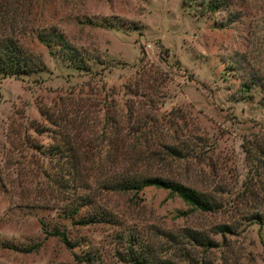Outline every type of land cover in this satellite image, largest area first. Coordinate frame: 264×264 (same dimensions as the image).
<instances>
[{"label": "rangeland", "instance_id": "1", "mask_svg": "<svg viewBox=\"0 0 264 264\" xmlns=\"http://www.w3.org/2000/svg\"><path fill=\"white\" fill-rule=\"evenodd\" d=\"M196 1L0 0V36L17 39L44 63L37 74L0 80V264H130L129 244L178 264H264V227L249 218L264 194L253 186L260 198L252 208L256 199L240 193L249 171L244 147H264V0H223L215 11ZM54 34L84 54L88 70L63 58ZM65 104L68 114L78 112L73 126L66 123L69 134L99 140L115 112L126 138L128 124L153 129L150 150L170 143L180 156L139 170L214 196L220 207L195 209L154 186L136 194L97 190L90 180L89 191L79 190L92 203L63 217L61 201L46 194H57L48 179L56 163L38 146L63 126ZM96 210L110 219L77 222ZM54 228L71 244L46 232Z\"/></svg>", "mask_w": 264, "mask_h": 264}, {"label": "trees", "instance_id": "2", "mask_svg": "<svg viewBox=\"0 0 264 264\" xmlns=\"http://www.w3.org/2000/svg\"><path fill=\"white\" fill-rule=\"evenodd\" d=\"M193 1L182 0L185 6H190ZM222 1L200 0L196 3L200 4L203 10L215 11L222 5ZM38 37L45 46L51 48L49 37L44 34H39ZM54 37L56 38L54 43L59 45L63 58L70 65L83 70L89 69L84 54L67 43L61 34H54ZM43 69L44 63L37 54L24 48L17 39L11 36H0V80L7 76L22 78L37 74ZM61 107H63V112H61L63 126L60 130H53L52 142L48 146L40 144L38 149L41 153L46 154L50 161L54 160L56 163L57 171L49 175L48 179L49 183L54 185L57 194L52 197V189L46 190V194L51 200L61 201L59 208L63 217L75 218L83 206L92 203L89 192L79 190V188L88 190L90 180L96 183L97 190L132 191L136 194L146 186H154L177 195L195 209L210 211L220 207L218 198L214 196L177 180L139 170L138 166L146 165L152 159L165 157V155L180 156L177 147L170 143L161 144L162 150H150L153 145L150 140L153 129L143 128L139 124H135V126L128 124L126 134L131 132L132 134L130 138H126L125 132L123 133L124 125L120 119L115 118L117 117L115 112V116L113 113L103 121L102 136L99 140L96 136L69 134L66 123L70 125L75 121V124L78 112L68 114V106L65 104ZM38 110L51 124L60 125L59 116H54L49 111V107L39 106ZM87 118L88 116L83 114L80 117L84 123ZM103 146L106 148V152L100 155ZM244 152L249 162V171L240 193H242V198L249 195L256 199L251 205L252 208H255L259 207L257 199L260 198V192L253 186H256L264 194V147L258 141H250L244 147ZM260 208V210L252 211L249 218L264 227V204ZM107 219H110L108 213L96 210L92 213L82 214L77 222L86 224ZM216 229L222 233H233L234 231L227 224H218ZM46 232L58 235L67 245L71 244L63 229L54 228L46 230ZM206 243L209 246L216 245V242L209 238ZM86 259L88 260V257ZM125 260L130 264H178L168 259H155L146 246H143L141 250H136L132 248L131 244L126 250Z\"/></svg>", "mask_w": 264, "mask_h": 264}]
</instances>
